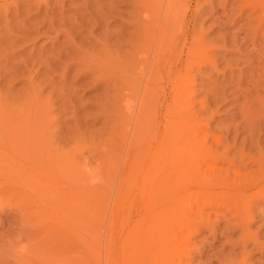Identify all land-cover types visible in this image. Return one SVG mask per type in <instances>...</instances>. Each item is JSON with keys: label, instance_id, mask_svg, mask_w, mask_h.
<instances>
[{"label": "rangeland", "instance_id": "374dc122", "mask_svg": "<svg viewBox=\"0 0 264 264\" xmlns=\"http://www.w3.org/2000/svg\"><path fill=\"white\" fill-rule=\"evenodd\" d=\"M2 1L0 6L4 5ZM258 1L200 0L198 4L204 10V35L219 45L218 69L224 72L213 74V78L232 80V87L225 84L227 103L211 120L210 132L218 135L219 130L232 123L236 112L233 103L244 100L239 93L244 91L252 112L250 121L259 124L256 138L259 136L264 146V78L258 79L257 86H250L249 82L251 77L264 73V9H254ZM191 4L195 6L196 0H191ZM15 7L9 5L7 16L0 20V264H82L80 253L73 246L77 235L86 233L82 226L84 207L88 210L86 234L92 243L90 264H126L123 246L128 227L144 216L148 219L158 209L146 208L139 199L138 186L131 187L134 183L127 182L135 172L123 151L127 143L121 134L124 119L120 117L119 104L136 75L126 65L117 71L98 62L103 83L92 82L91 77L82 79L79 74L80 81L71 87L75 69L66 82L62 75L66 66L73 63V55L60 53L62 61H47L46 57H50L53 43L57 47L54 54L58 48L71 51L66 48L69 39L65 36L70 31L74 32L72 36L80 35L85 48L99 54L102 45L96 40L98 37L110 34L113 38L118 31H130L126 25L134 15L133 0H54L40 10L31 3L25 7L29 16L41 21L46 12L50 14L46 17L53 24L40 29L44 32L47 25H53L49 38L18 29L16 23L20 25L17 21L25 15L16 19ZM5 27L14 31L9 38L3 37ZM59 30L58 40H52ZM255 37L257 40L252 43ZM123 49L131 52L133 47L126 45ZM205 90L203 78L197 77L193 99H203ZM37 136L41 138L38 143L44 145L37 149L50 148L67 161L62 174L67 178L66 185L77 181L79 186L87 187L86 198L74 197L62 205L60 224L72 233V248L61 247L59 238L44 230L45 238L34 237L35 229L27 223V214L21 208L28 192L19 185L24 168L19 166L20 154L14 150L32 145ZM245 136L241 132L239 141ZM239 164L236 162L233 169L240 171ZM242 164L262 175L249 158H244ZM81 178L82 184L78 181ZM28 190L32 206L42 205L49 198L35 181ZM51 191L52 196L59 194ZM249 195L255 206L241 220L229 208L231 205L200 206V216L188 221L191 230L178 235L174 243L178 245L181 264H264V182ZM146 209L152 212L148 214Z\"/></svg>", "mask_w": 264, "mask_h": 264}, {"label": "bare ground", "instance_id": "6f19581e", "mask_svg": "<svg viewBox=\"0 0 264 264\" xmlns=\"http://www.w3.org/2000/svg\"><path fill=\"white\" fill-rule=\"evenodd\" d=\"M199 1L196 0L192 7L191 0H133L134 15L126 25L130 31H118L113 38L110 34L98 37L96 40L102 45L99 54L85 48L80 35L72 36L74 32L70 31L65 36L69 39L66 48L71 51H60L58 48V53L54 54L53 50L57 47L53 43L50 57H46L47 61L50 58L62 61L60 53L73 55V63L66 66L62 75L65 81L75 69L69 84L71 87L80 81L79 74L82 79L91 77L92 82L103 83L98 62L111 65L117 71L124 70L126 65L136 75L119 104L120 117L124 119L121 134L127 143L123 151L125 158L133 163L131 171L135 172L130 178L132 181L127 182L134 183L131 187L138 186L139 199L146 208L158 209L152 212L151 208L148 219L144 216L128 227L123 246L126 264H181L178 245L174 243L178 235L191 230L188 221L200 216V206L231 205L229 208L241 220L249 215L250 207L255 206L253 200H249L250 192L264 182V146L259 142L258 135L256 138L259 124L250 121L252 112L247 98H244L247 95L244 91H239L244 100L232 104L236 109L232 123L219 130L220 135L210 132L211 120L227 103L225 95L228 89L225 84L230 86L232 80L231 77L213 78V74L224 70L218 69V42L208 40L204 35V10ZM2 2L0 20L1 16H7L9 5H15L14 17L17 19L25 15L17 21L20 22V25L16 23L18 29L51 37L53 25H47L44 32L40 30L45 24H53L46 17L50 14L46 12L44 18L38 21L27 14L25 7H30L32 3L40 10L42 6L49 7L54 0ZM256 4L254 9H264V0ZM5 24L9 25V22ZM13 32L5 27L3 37L9 38ZM60 33V30L57 31L52 40L57 41ZM256 40L255 37L251 42ZM126 45L133 50L124 51L123 46ZM259 67L261 63L257 65ZM256 76L249 79L250 86L259 85L258 79L264 78V73ZM197 77L203 78L206 90L203 99L195 101ZM241 132L246 136L239 141ZM39 139L40 136L32 139V145L27 144L21 151L14 150L20 154L19 166L24 168L19 185L28 192L21 208L25 209L27 223L35 229L34 237L45 238L44 230L54 233L61 247L72 248L73 241L70 240L73 235L60 224L62 205L74 200V197L86 198L87 187L79 186L77 181L66 185L67 178L62 174L66 171L63 167L68 164L67 161L61 160V156L50 148L37 149V146H44L38 143ZM252 154L259 157L255 158ZM243 157L249 158L262 175L251 172V167L243 165ZM236 162L240 163V171L233 169ZM24 180L25 184L22 183ZM34 181L49 196L44 204L38 206H32L34 202L28 190ZM78 181L82 184V178ZM128 189L126 196L129 195ZM51 190L59 194L52 196ZM80 191L81 196L78 195ZM130 192H133L132 188ZM37 207L40 209L38 212ZM82 211L85 215L82 226L87 233L88 210L84 207ZM86 233L77 235L73 246V250L80 253L82 264H90L92 255V243Z\"/></svg>", "mask_w": 264, "mask_h": 264}]
</instances>
